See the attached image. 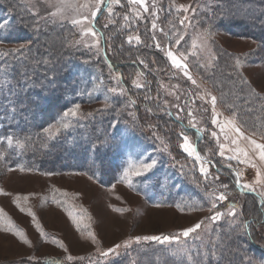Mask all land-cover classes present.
<instances>
[{
	"label": "rangeland",
	"instance_id": "1",
	"mask_svg": "<svg viewBox=\"0 0 264 264\" xmlns=\"http://www.w3.org/2000/svg\"><path fill=\"white\" fill-rule=\"evenodd\" d=\"M16 1L30 8L32 13L40 14L41 18L36 22L54 24V21L48 19L52 18L67 25L72 24L71 19L76 16V13L69 9L66 18L53 17L51 13L56 11V0H51V6L49 0ZM72 2L79 6L86 2L91 3L92 0H72ZM179 4H190L189 12L178 14L175 5ZM145 5L147 11L139 5H129L127 0H121L119 5L113 6L112 23H109V14L104 5L101 6L94 20L84 11L79 18L89 16L91 23L72 24L74 26L72 30L78 33L79 37L77 43L73 42L74 46L81 47L83 51L86 49L90 55V59L83 65L91 69L92 75L87 70H83L82 74L85 77L89 76L88 93L92 96L100 94L102 89H105L106 82L105 79L97 78L92 71L99 61L100 37L98 33L97 37L82 35V29L92 27L94 23L105 35L109 31L111 37L108 43L106 39L108 45L106 44L105 49L112 58L119 56L120 52L125 50L132 54L136 53L137 56L132 60L138 65L142 74L140 82L144 86L136 88L132 84V80L137 78L134 69H125L123 77L127 82V89L132 91L131 94L135 96L139 94L138 98L142 102L146 97H150L154 105V115L161 117L159 120L156 116H151L146 108H140L145 123V129L141 131L149 136L151 150L141 148L136 140L128 136V140L121 144L122 170L119 180L108 186L101 185L97 180L75 171L39 173L23 166L10 165V160L5 158L0 160V193H6L0 194V210L3 213L0 216V264H46L52 261L58 264H135L136 258L140 256V264L150 261L156 264H189V256L192 257V264H196V261H204L203 253L215 252L223 235L224 237L243 236V232H238L237 229L242 227L244 221L252 218L261 219L255 209L261 207L262 211L264 208L257 194L264 191V181L261 184L255 183V168L239 164L236 160L226 159L234 155L230 149H234L236 145L231 144L233 133L229 129H225L229 136L226 140L224 135L220 134V129L212 124L211 96L216 97L215 111L219 121L231 119L232 113L235 112L238 124L244 126L245 135L251 136V139L257 143L264 144V138H261L264 134V54L257 52V45L251 39L232 37L217 29L212 31L210 26L203 22L204 19L210 18L209 8L213 5L212 0H145ZM153 12L156 15H152ZM185 15L188 19L185 20L184 25H181L180 18ZM125 16L129 17L128 21L124 20ZM153 23L156 24L155 29L152 28ZM204 29H209L211 32L206 42L207 47L193 49L194 38ZM180 34L184 39L176 44ZM129 35L139 36L141 43L137 44L133 41L129 44L127 42ZM114 36H117L118 40L114 41ZM97 40H99L98 44ZM93 44L96 46L92 47ZM157 44L160 45L159 49L156 47ZM138 50L141 52L139 53ZM168 51H172L178 59L188 65L187 70L199 87L193 85L184 76L182 69L173 67L166 55ZM189 53L194 54L189 55ZM181 54L187 56V59H183ZM237 58L242 62L239 69L235 68ZM141 59L144 63H140ZM214 67L222 75L217 72L215 80H212ZM231 71L235 73L231 75ZM110 73L107 70V74ZM116 76L111 73L110 83L114 87L116 85L118 91L123 89L124 92V88L117 84ZM241 77L249 82L248 85L240 83ZM144 78L152 81V86L145 82ZM240 88H243L242 94L239 93ZM205 89L211 94L210 96L205 93ZM251 89H255V95L251 94ZM201 96L203 99L200 98ZM84 108L90 110V105H85ZM28 111H32L34 118L38 119L39 115L35 110L28 109ZM189 111L193 113V122L197 124V128H203L204 131L199 137L197 133L188 134V137L197 151L199 147L198 152L201 157L215 165L209 167V172L213 177L219 176V179L205 180L194 158L189 157L179 146L182 143L180 134L183 129L180 130L179 125L173 121L168 122L161 116L164 114L165 117L169 112L175 121L184 122L197 131L189 124V119H192L188 117ZM177 114L181 116L180 120L176 119ZM213 132L218 134L219 141L212 135ZM252 132H256L257 135H251ZM220 144L225 147L223 156L219 154ZM165 147L167 150H164ZM239 147L249 152V156L264 173V165L247 142L240 141ZM5 151L6 149L0 145V152L6 157ZM60 156L66 157L64 154ZM171 157L175 158L177 164L170 163L164 169L158 168L159 160L162 161L164 158L168 161ZM179 157L180 161L177 160ZM147 158L156 159L157 165L146 176L134 177L133 187L120 181L128 161L135 163ZM68 159L70 164L74 163L71 157ZM193 163L197 166L196 177L191 172ZM9 168L15 170L9 171ZM20 168L25 170L20 171ZM235 171L242 172V183L252 184L257 189V192H253L257 196H254V200L249 194L244 195L246 193L240 191V194H237L230 188L228 177L234 176L232 173ZM195 179H200L202 182L199 183ZM221 184H227L228 189L219 187ZM213 189L217 192L227 191L228 203L221 206L218 204L220 201H217L216 209L210 212L208 209L211 208V200L208 192ZM16 197L20 199L16 200ZM24 197L28 199L25 200ZM158 203L164 206L154 207ZM177 204L180 205L179 209L176 207ZM233 204L237 205L236 219L240 220V224L235 226L230 225L229 221L233 218L227 215L229 206ZM21 208L24 211H21ZM29 211L35 216V221L27 214ZM217 211L224 215L213 223L208 218ZM262 212L264 219V211ZM9 220L15 229L24 234L27 244L12 232L3 230L7 228ZM200 221L204 222L201 229L190 234L186 240L181 237L187 248L183 256L172 254L171 250L176 249L177 244L160 245L143 241L140 244L133 243L127 249L120 248L118 257L100 256V250L106 251L130 238L175 235ZM36 225L42 229L44 237L41 236ZM250 227L251 232L260 234L262 238L260 242L264 245V227L257 223ZM89 231L95 234L96 243L89 238ZM61 244L63 248L60 247ZM69 255L74 258L72 261L66 259ZM217 257L213 259L209 256L208 259L215 260ZM257 262L264 264V259L259 258Z\"/></svg>",
	"mask_w": 264,
	"mask_h": 264
},
{
	"label": "trees",
	"instance_id": "2",
	"mask_svg": "<svg viewBox=\"0 0 264 264\" xmlns=\"http://www.w3.org/2000/svg\"><path fill=\"white\" fill-rule=\"evenodd\" d=\"M212 2L213 5L209 8L210 18L203 22L212 31L217 29L232 37L251 39L257 45V52L264 54V0ZM0 13V22H7L0 29V77L7 78L6 86L0 87V138L9 135L20 139L30 138V144L24 150L14 146L10 148L5 139L1 145L6 149L5 159L10 160V165L23 166L39 173H83L104 186L118 181L122 170L121 144L128 140V136L136 140L141 148L151 150L149 136L141 131L145 129V123L140 108L144 107L147 111L152 109L148 113L161 119L159 115H154V105L150 97L142 102L138 98L139 94H131L132 91L126 87L123 71L130 68L140 72L137 63L132 60L137 56L136 53L125 50L117 57H110L105 49L111 37L109 31L105 35L96 24L92 25L100 37L99 61L92 71L97 78L106 80L105 89L92 96L88 93L89 76L82 74L83 70H87L92 75L91 69L83 65L90 59V55L86 49L83 51L81 47L74 46L79 37L72 30V24H62L52 18L48 19L54 21V24L36 22L41 18L40 14L33 12L34 15L30 8L22 6L16 0H0ZM113 38L114 41L118 40L117 36ZM21 45H24L23 49H20ZM16 49L20 51L13 53ZM107 70L119 75L117 84L124 88V94L108 91L114 86L110 83L111 73L108 75ZM217 72L222 75L214 67L212 80H215ZM231 72V75L235 73ZM145 82L152 86L153 82L149 79H145ZM243 92V88H240L239 93ZM105 98L110 107L105 108ZM76 104L83 107L79 108L83 115L71 118L72 126L67 130L61 129L50 139L43 129L54 125L64 111ZM85 105H90V110L85 109ZM13 106L15 112L11 111ZM28 109L35 110L39 115L38 119ZM89 113L92 115L89 116ZM167 114L165 117L164 114L160 115L166 121L179 125L186 135L197 133L184 122L175 121L172 115ZM52 129L53 132L56 131L55 127ZM61 154L66 157H61ZM69 157L74 160L73 164H70ZM177 160L180 161L181 158ZM166 161L164 158L159 160L158 168L164 169L170 163L177 164L174 157ZM191 172L197 176V166L194 163ZM195 180L202 182L200 179ZM228 180L230 188L240 194L234 186L235 177H228ZM249 196L254 200V196ZM225 203L228 200L218 204L223 206ZM255 210L262 219L261 207ZM248 222L255 225L257 219L252 218ZM250 228L248 232H243V236L223 235L215 248L217 259H208V264H261L257 261L259 258L264 259V245L260 242L262 238L260 234L251 232ZM140 261L141 256L136 258L135 264H140ZM201 262L196 261V264H204V261ZM150 263L156 264L154 261L145 264ZM55 264L58 263L55 261Z\"/></svg>",
	"mask_w": 264,
	"mask_h": 264
},
{
	"label": "snow or ice",
	"instance_id": "3",
	"mask_svg": "<svg viewBox=\"0 0 264 264\" xmlns=\"http://www.w3.org/2000/svg\"><path fill=\"white\" fill-rule=\"evenodd\" d=\"M121 3V0H92L91 3H84L79 6H77L72 0H56V11L52 12L51 15L53 17H59L60 19L66 18V12L71 9L76 13V16H74L71 19V23L73 25H82L85 22L91 23V20L89 19V16H83V18H79L81 16V13L86 11L90 14V17L92 20H94L97 17V13L100 11L102 5H106L107 12L109 14V23H112L113 21L111 20V16L113 14V6L114 5H119ZM127 3L129 5H139L141 8H143L145 11H147V6L145 5V0H127ZM49 4L51 6V0H49ZM191 8V5H185V4H179L175 5L176 12L179 14L181 12L183 13H188ZM194 11V9H193ZM137 18H139V13L136 14ZM152 15H156L155 12L152 13ZM129 17L125 16L124 20L128 21ZM188 17L185 15L184 17L180 18V24L184 25L185 20H187ZM7 22H0V29H3L6 26ZM107 26V25H106ZM152 28H156V24H152ZM82 35H90L92 37H97V32L94 30L93 27H89L87 29H82L81 31ZM211 35V32L209 29H204L202 32L197 33L196 37L194 38L192 42V47L193 49L200 47V48H206L207 47V39ZM153 39H155V36H153ZM184 39V36L182 34L179 35V38L176 40V44H179L181 40ZM133 41H135L137 44L141 43L140 37L139 36H133L129 35L127 37V42L131 44ZM197 41L200 43L198 44ZM96 43H99V40L96 41ZM88 46V45H86ZM96 44H93L92 47H95ZM156 47L159 49L160 45L157 44ZM24 45L20 46V49H23ZM20 49L13 50V53L19 52ZM21 54H23L21 52ZM194 53H189V55H192ZM6 55V54H5ZM168 59L171 61V64L173 67L177 69H182L184 72V76L192 82L193 85H196L199 87L197 84V81L193 79L192 75L188 72V65L183 63L180 59L174 55L172 51H168L166 53ZM183 56V59H187V56H184V54H181ZM214 59V57H213ZM140 63H144V61L141 59ZM242 65V62L239 58L236 59L235 61V68L239 69ZM2 71V69H0ZM141 73L137 72L136 76L137 78L132 80V84L136 88H141L144 85L140 82V77ZM117 83H119L120 77L117 75L115 77ZM7 78L6 77H0V87L6 86ZM240 83L242 85H248V81L243 79L241 77ZM175 87V86H174ZM109 92L112 93H117L118 89L115 87L109 88ZM120 94H124L123 89H119ZM205 93L207 95H211L210 93H207V90L205 89ZM174 94V93H173ZM251 94L255 95V89H251ZM148 97H146L147 99ZM203 99V96L200 97ZM177 99L179 97L177 96ZM105 108L110 107V104L105 98ZM131 103H135V101H131ZM211 104H212V109H213V114H212V119L211 122L214 126L218 127L220 129V134H223L225 139H229L228 134L225 132V129H229L231 133H233V136L231 138V144L236 145L234 149H230L231 151L234 152V155L228 156L226 159L228 160H236L238 161L239 164H244L248 165L252 168L256 169V177H255V183L256 184H261L262 181H264V173L261 172L260 168L257 167V164L254 162V160L249 156V152L242 149L239 147V142L240 141H246L247 144L251 147L253 152H255L258 156L259 161L261 162L262 165H264V144L257 143L255 140L251 139V136L245 135V130L244 126L242 124H238L237 122V114L235 112L232 113V118L227 120V121H219L217 118V113L215 111V105H216V97L211 96ZM165 107L167 105L165 104ZM80 105L76 104L72 108L66 110L63 112V115L60 119L56 121L54 125H50L47 128H44L43 131L48 134L49 138H53L56 136L61 129L67 130L72 126V121L69 119L71 118H76L78 115H83L82 113L79 112ZM11 111L15 112V107L13 106L11 108ZM102 111V110H101ZM149 112L152 111V109H148ZM182 111V109H181ZM89 116L92 115V113L88 114ZM171 115V113H169ZM188 117L192 118L189 119V124L191 125L192 128L197 130V136L201 133H203L204 129L203 128H197V124L194 121L193 113L191 111L188 112ZM176 119L180 120L181 116L179 114L176 115ZM55 127L56 131L53 132L52 128ZM212 135L217 138V141H219V136L216 132H213ZM251 135H257L256 132H252ZM180 138L182 139V143L179 145L180 148L189 156L194 158L196 163L199 165V171L201 175L205 178L207 181L208 179H219V176L213 177L212 174L209 172V167H214L215 165L211 164V161L202 158L197 149L193 146L191 143L188 135H186L183 131L180 134ZM261 138H264V134L261 135ZM6 139L7 145L11 147H15L16 149L24 150L26 149L27 146L30 144V138L26 137L24 139H20L18 137L14 138L12 135L7 136L6 138H0V145L4 143ZM163 143V141H161ZM220 147V152L219 154L221 156L224 155L225 153V147L223 144L219 145ZM164 150H167L166 147ZM5 158L4 153L0 152V160H3ZM157 165V160L154 158H147V159H141L138 162H132L128 161L127 166L124 167L122 175L120 177V181L125 183L129 187H133V178L134 177H142L146 176L151 170H153ZM229 167H232L229 165ZM15 169L9 168V171H14ZM20 171H24L25 169L20 168ZM232 175L235 176V185L236 188L239 189L241 192L247 191V192H257V189L249 183H242L241 182V177H242V172L240 171H235L232 173ZM219 187L227 190L228 185L227 184H221ZM0 194H6V193H0ZM260 196V203L264 205V191L258 192L257 193ZM208 196L211 200V208L208 210L212 212L213 209H216L217 207V201L223 202L224 200L227 199V191L224 192H217L216 189H213L208 192ZM20 197H16V200H19ZM25 200L28 199V197H24ZM59 203V201H56ZM163 204H155L154 207L160 208L163 207ZM17 207H19V204H17ZM176 207L179 209L180 205L177 204ZM182 210V209H181ZM21 211H24L23 208H21ZM262 211H264V208H262ZM28 215L32 216V219L35 221V216L29 211L27 213ZM2 210H0V216H2ZM71 215V214H70ZM224 215V213L221 212H215L212 216H210L208 219H210L213 223L216 221H219L221 217ZM227 215L229 217H232L233 219L229 221L230 225H239L240 220L236 219L238 215L237 211V205L233 204L229 206V211L227 212ZM75 222V221H74ZM203 221L197 222L193 226L175 234V235H146V236H136L133 238H130L126 241H124L122 244H116L112 248H109L106 251L100 250V256L102 257H109L112 255L113 257H118L120 253L118 250L120 248H129L133 243L135 244H140L142 241L143 242H155L160 245H171V244H177L178 247L172 251V254L174 256H183L187 252L186 245L183 244L181 241V237L185 238V240L190 236L192 233H196L197 230L201 229L203 225ZM257 223H259L262 227H264V219H257ZM37 230L40 231V234L42 237H44V233L42 229L39 228V225H36ZM250 228V224L248 221H244L242 227L238 228V232H248ZM5 231L12 232L14 235H16L23 243L27 244L28 241L25 239L24 234L20 232L19 230L15 229L14 226L12 225V222L9 220L7 222V228L3 229ZM79 230V227H78ZM89 238L93 241V243H96V236L93 232L89 231L88 232ZM61 248H63V245H60ZM67 251V249H65ZM204 256V264H208V257L211 256L213 259L216 256V253L214 251L211 252H206L203 253ZM68 261H72L74 258L69 255L66 257ZM189 264H192V257H188ZM46 264H55V261L52 262H46Z\"/></svg>",
	"mask_w": 264,
	"mask_h": 264
},
{
	"label": "water",
	"instance_id": "4",
	"mask_svg": "<svg viewBox=\"0 0 264 264\" xmlns=\"http://www.w3.org/2000/svg\"><path fill=\"white\" fill-rule=\"evenodd\" d=\"M106 7V5H104V8ZM94 24V23H93ZM92 24V25H93ZM239 190V189H238ZM240 191V190H239ZM241 192V191H240ZM242 193H246V194H249V195H252V196H256V194H254L253 192H247V191H244ZM250 222V221H249Z\"/></svg>",
	"mask_w": 264,
	"mask_h": 264
}]
</instances>
